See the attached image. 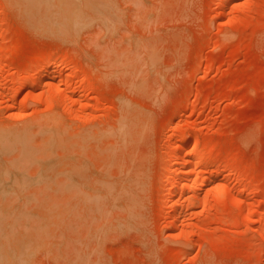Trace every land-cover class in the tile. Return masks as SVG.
<instances>
[{
    "label": "rangeland",
    "instance_id": "374dc122",
    "mask_svg": "<svg viewBox=\"0 0 264 264\" xmlns=\"http://www.w3.org/2000/svg\"><path fill=\"white\" fill-rule=\"evenodd\" d=\"M0 264H264V0H0Z\"/></svg>",
    "mask_w": 264,
    "mask_h": 264
},
{
    "label": "bare ground",
    "instance_id": "6f19581e",
    "mask_svg": "<svg viewBox=\"0 0 264 264\" xmlns=\"http://www.w3.org/2000/svg\"><path fill=\"white\" fill-rule=\"evenodd\" d=\"M40 79H41V78H40ZM28 81H30L31 85H35V86L38 85L37 87H39V86H40L39 83L42 82V81L40 82V80H39L38 78H32V80H28ZM28 83H29V82H28ZM30 83H29V84H30ZM49 83H51V82H49ZM49 83H48V84H49ZM41 85H42V83H41ZM50 85H51V84H50ZM47 86H48V85H47ZM47 86H46V89L50 88L49 90H51V88H53V86L55 87L54 89H52L53 92H51L52 90H51V91L47 90V91H48V94L46 95L47 97L50 96V95H52V96H50V98H52L53 95H58V94H53V93H55L54 90H56V86H55V85H53L52 87L49 86L48 88H47ZM57 87H58V86H57ZM42 88H43V86H42ZM43 89H44V88H43ZM57 90L59 91V88H57ZM57 90H56V92H58ZM42 91H43V90H42ZM59 92H61V90H60ZM59 92H58V93H59ZM40 93H41V91H40V92H39V91L36 92V94L34 93V94L37 96L38 99H41V97L43 96V92H42V95H41ZM50 93H52V94H50ZM63 93H64V92H63ZM39 94L41 95V97L38 96ZM60 94H62V93H59V95H60ZM62 95L65 96V93L62 94ZM46 96H44L45 99L47 98ZM60 97H63V96H60ZM42 98H43V97H42ZM48 98H49V97H48ZM50 98H49V99H50ZM64 98L66 99V96H65ZM64 98H63V102H66L67 99H66V101H65ZM45 99H44V100H45ZM49 99H47V102H48ZM50 100H51V99H50ZM50 100H49V102H50ZM180 139H181V138H180ZM190 151H192V150H190ZM178 152H179V151H178ZM193 152H196V151L194 150ZM193 152H192V153H193ZM181 153H183V151H182ZM188 153H189V152H188ZM183 154H184V153H183ZM193 154H194V153H193ZM196 154H197V153H195L194 155H196ZM176 155H177V154H176ZM177 156H178L177 159L181 158L182 156H183V159H185V158H184V155H182V154H181V155L179 154V155H177ZM180 160H182V158H181ZM183 161H184V160H183ZM184 163H185V162H184ZM187 163H190V160H189V162L186 161L185 165H186ZM191 163H192V162H191ZM191 163H190V165H191ZM194 164H196V166L198 167V169H196V167H195ZM194 164H193V165H194V168H195L196 170H199V169L201 168V167H199V166H201V165H199L198 163L194 162ZM197 164H198V165H197ZM187 167H189V165H188ZM188 169H189V168H188ZM167 173H168V172H167ZM165 174H166V172H165ZM168 174H169V173H168ZM168 174H166V175H168ZM166 175H165V176H166ZM172 175H173V174H172ZM165 176H164V180H165V178H166L165 182H167V176H166V177H165ZM169 176H170V174H169ZM174 176H175V175H174ZM175 177H176V176H175ZM170 178H174V177H171V176H170ZM170 178L168 177V179H170ZM172 180H174V179H172ZM169 182H170V181H169ZM191 182H192V181H191ZM191 182H190V183H191ZM166 184H168V182H167ZM196 184H198V182H196V179H195V182L193 181L192 184H190V185H191L190 188H194V187H192V186H197ZM220 195H221V194L218 193L217 198H218V196H220ZM203 204H205V203L203 202Z\"/></svg>",
    "mask_w": 264,
    "mask_h": 264
}]
</instances>
